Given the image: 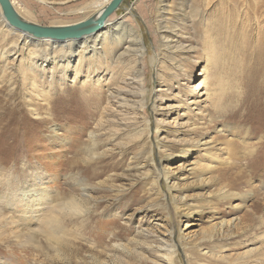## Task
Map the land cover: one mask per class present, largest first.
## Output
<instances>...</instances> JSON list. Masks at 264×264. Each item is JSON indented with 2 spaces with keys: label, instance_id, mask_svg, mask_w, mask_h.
Wrapping results in <instances>:
<instances>
[{
  "label": "rangeland",
  "instance_id": "obj_1",
  "mask_svg": "<svg viewBox=\"0 0 264 264\" xmlns=\"http://www.w3.org/2000/svg\"><path fill=\"white\" fill-rule=\"evenodd\" d=\"M98 1L14 6L53 27L89 19ZM255 16L264 0H126L108 21L134 35L114 45L108 34L83 61L80 45L65 58L24 46L0 17V264H264V121L246 110L263 85L245 88L264 43ZM35 51L43 72L27 69ZM27 192L47 197L35 207ZM70 200L86 214L57 209Z\"/></svg>",
  "mask_w": 264,
  "mask_h": 264
},
{
  "label": "bare ground",
  "instance_id": "obj_2",
  "mask_svg": "<svg viewBox=\"0 0 264 264\" xmlns=\"http://www.w3.org/2000/svg\"><path fill=\"white\" fill-rule=\"evenodd\" d=\"M12 1V3H13V5H16V2H15V0H11ZM112 0H99L98 2H97V4L96 5H98L99 7H101L102 8V10L99 12V13H97V14H101V12L110 4V2H111ZM1 9V8H0ZM248 11V10H247ZM249 12V11H248ZM249 15V14H248ZM0 17L3 19V17H2V14H0ZM248 17V16H247ZM256 17V16H255ZM25 21H28V22H30V20L28 19V18H25L24 16L22 17ZM113 19V18H112ZM248 20V19H247ZM256 22H257V24H259V33L258 34H260V35H264V19H261V18H259V16H257L256 17ZM253 21V20H252ZM1 24H2V27L3 28H8V29H10V31H12L13 30V28H11L8 24H7V22L6 21H4V20H2V22H1ZM0 24V25H1ZM4 24V25H3ZM263 24V25H262ZM120 25V27H122V30L124 31V32H122V33H119V32H114V30H113V27H114V24H112V20H107V22H106V24H105V26L103 27V32L102 33H100V32H98V33H95V34H93V35H91V36H88V37H84V39H81V40H78V41H67V42H64V43H60V42H53V41H51L50 39H35L34 37H32L31 35H29V34H23V33H20V36L18 37V39H21L22 40V38L24 39V41H25V45L24 46H26V45H28L29 43L32 45H34V44H36V48H38V47H40L39 45H45L46 47H51L52 48V51H55V54H58V52L56 53V51H59V53H63L62 55H64V58H65V55H68L69 54V52H70V50H71V47H72V45H74V44H76L77 46H79L80 45V48L82 49V53L80 54V59H81V61H83L85 58H87V56H86V53H87V51H90L91 50V53H93V55H95L96 53H97V50H96V46H98L97 45V43L99 42V41H103V40H106V42H107V39H108V34H110V33H112V36L110 37L111 39H112V43L114 44V45H118V43L119 44H121V43H123L124 41H125V39L126 38H128L127 36H130V34L129 33H131L132 35H134V31H133V29H131V28H129L128 27V25L127 24H119ZM258 26V25H257ZM246 29V28H245ZM257 30V29H256ZM13 31H15V30H13ZM100 31H102V30H100ZM137 31V30H136ZM135 31V38L133 39L132 37L133 36H131V38L133 39V42H135V55H136V61H135V65H137V60H138V55L141 53L140 52V50L142 51V47H144V45H143V43H142V38H140L138 35H137V32ZM17 35V34H16ZM118 35V36H117ZM14 36V35H13ZM184 44V43H183ZM182 44V45H183ZM262 46V47H261ZM260 47H261V52H260V54H259V57L257 58V61H256V64H255V76L254 77H252V78H250V80L248 81V82H245V88H251L252 87V85H255V84H257V83H260V84H262L263 85V88H261V90L256 94V95H254L255 96V98L251 101L250 99L248 100V105H247V111L249 110H251V109H254V110H256V111H258L259 112V115H257L256 117H252V118H250L251 120L250 121H252L253 123H256V122H262V121H264V43L261 45ZM181 47V46H180ZM145 49V48H144ZM179 49H185V48H183V47H181V48H179ZM192 49V48H191ZM259 50V49H258ZM181 51V50H180ZM39 52V51H38ZM30 53V56L29 57H31V61H30V64H32V66H29L27 69H29V70H31V71H35V70H38V71H40V72H43L42 70L44 69V66L43 65H40V64H38V62H37V60H38V58L39 57H37L38 55V53L35 51V52H29ZM49 54V53H48ZM23 55V54H22ZM36 55V56H35ZM61 55V54H60ZM69 56V55H68ZM58 57V56H57ZM62 57V56H61ZM206 57H208V58H214V60H215V58H216V56L211 52V53H207L206 52ZM48 60V59H47ZM55 60H57V58H55ZM8 61V60H7ZM208 64H211L210 63V60H208ZM24 65H26V63H24ZM68 65V64H67ZM28 66V65H27ZM71 66V65H70ZM42 69V70H39V69ZM68 69V68H67ZM131 69H133V71L132 70H130V75L131 74H135V79H139L140 80V83H138V85H139V88H140V91H138L137 93H135V97H134V99H133V101H131V104H133V105H137V106H140L141 108L143 107L142 105L144 104V100H143V96H144V79H143V77H142V75H140V76H138V73H137V71H136V73H135V68H131ZM55 70V69H54ZM132 71V72H131ZM252 72V71H251ZM77 74H79V72H76ZM183 73H184V78L188 81V84H190L189 83V81H190V79H192V72H190V68L188 67V69L187 68H184V70H183ZM82 74V73H81ZM92 77H94V76H91V78ZM88 79H90L89 77H88ZM186 82V81H185ZM205 84V83H204ZM184 85V84H183ZM187 85V84H186ZM208 82L206 83V86H205V89H206V94H208V97H209V99H212L213 100V98H215L214 96H215V94H212L211 93V91H209L208 90ZM182 86V85H181ZM204 86V85H203ZM193 88H191V86L189 85L188 86V88H187V90H193V94H196L195 95V97H193L191 100H189V103L188 104H186V103H184V105H186L187 106V110H188V112H192V108H198V107H200V106H198V105H200V103H201V101H200V98H198V96H197V91L199 90V88L201 87V84H199L198 86H192ZM211 89V88H210ZM248 91V90H247ZM218 91L216 90V95H218ZM248 94V93H247ZM119 95H120V93H119ZM159 95V94H158ZM199 95V94H198ZM214 95V96H213ZM131 97H133V96H131ZM130 97V98H131ZM159 97H161L160 95H159ZM218 97V96H217ZM248 97V96H247ZM117 98V97H116ZM125 98V97H124ZM260 98H262V101H260ZM216 99V98H215ZM211 100V101H212ZM160 101L162 102L163 100L162 99H160ZM210 101V102H211ZM215 101V100H214ZM245 101H246V99H245ZM220 102V101H219ZM124 104H127L128 106H129V104H128V102L127 101H124ZM124 104H122V105H124ZM130 104V106L133 108V105H131ZM183 104V102H180V104L179 105H182ZM126 105V106H127ZM192 106H194V107H192ZM215 106H218L217 105V103H214L213 104V108H215ZM218 107H220V105L218 106ZM217 107V108H218ZM248 107H249V109H248ZM47 110V109H46ZM79 110V109H78ZM78 112V111H77ZM122 112V111H121ZM194 112V111H193ZM187 113V112H186ZM246 113V112H245ZM129 117H133L132 116V114H130L129 115ZM179 117V116H178ZM248 116H247V114H244V116H243V118H245L247 121H248V119L249 118H247ZM246 121V122H247ZM256 121V122H255ZM31 122H33V121H31ZM215 123V121L212 119L211 121H210V123H209V125L210 126H212L213 124ZM208 124V123H207ZM257 124V123H256ZM262 124H263V122H262ZM255 125V124H254ZM9 126V125H8ZM264 126V125H263ZM258 127V126H257ZM259 127H261V126H259ZM256 129V128H255ZM259 130V129H258ZM257 130V131H258ZM264 130V129H263ZM256 131V130H255ZM254 131V132H255ZM260 131V130H259ZM257 133V132H256ZM260 134V133H259ZM263 134V133H262ZM261 137H262V147H264V134L263 135H261ZM201 141V140H200ZM191 142V141H190ZM259 146H261V144L259 145ZM78 147V142H75L74 143V145H73V149H76ZM200 147V146H199ZM261 149V148H260ZM188 151H192L190 148H189V150ZM262 152H263V150H261ZM208 154V153H207ZM210 154V153H209ZM259 154V153H258ZM206 155V154H205ZM260 155V154H259ZM258 157V156H257ZM260 157H261V155H260ZM219 158H220V155L218 154V152L217 153H215V152H212L209 156H208V159H205V165H203L204 166V168H206V169H210L212 166H213V164L217 161V160H219ZM262 158H263V155H262ZM257 159V158H256ZM258 160H260V159H258ZM259 162V161H258ZM72 163H76V161H75V158L73 159V161H72ZM70 164V163H69ZM18 196H22L23 198H25V197H28L29 199H31L32 198V202H35V207H38L39 205H40V203H41V201L44 199V198H46L47 197V194L46 193H37V192H35V193H33V194H31V192H27V193H24V194H22V195H18ZM235 196V195H234ZM48 199V198H47ZM70 201H72L73 203H74V206H65L64 207V205H62V204H59L58 206H57V209H59L61 212H70V211H77L78 213H82V214H86L85 213V210H82L81 209V205L80 204H75L76 202V200H70ZM70 201L69 202H67V203H70ZM47 203V202H46ZM6 204H8L7 206H11V203H6ZM48 204V203H47ZM41 206V205H40ZM185 211V210H184ZM55 212H57V211H55ZM72 213V212H71ZM186 214V213H185ZM1 212H0V219H1ZM241 236V235H240ZM100 239V238H99ZM102 240V239H101ZM58 242L57 243H60L59 242V240H57ZM248 243V242H247ZM247 243H245V246H246V244ZM170 248H172V251L170 250V255L173 257V253L175 252V251H173V246H170ZM225 248V247H224ZM252 248V247H251ZM246 250V249H245ZM264 251V250H263ZM261 252V251H260ZM244 253H246V252H244ZM264 253V252H263ZM264 258V257H263ZM240 259L241 258H238L237 259V261H240ZM260 259H261V257H260ZM260 259H257L256 261H255V264H261L262 263V260H260ZM170 261V260H169Z\"/></svg>",
  "mask_w": 264,
  "mask_h": 264
},
{
  "label": "water",
  "instance_id": "obj_3",
  "mask_svg": "<svg viewBox=\"0 0 264 264\" xmlns=\"http://www.w3.org/2000/svg\"><path fill=\"white\" fill-rule=\"evenodd\" d=\"M125 1L112 0L101 14H95L89 19L76 24L53 27H44L25 21L17 12L11 0H0V8L3 20L16 32L29 34L35 39H50L53 42L64 43L67 41H78L98 33Z\"/></svg>",
  "mask_w": 264,
  "mask_h": 264
}]
</instances>
